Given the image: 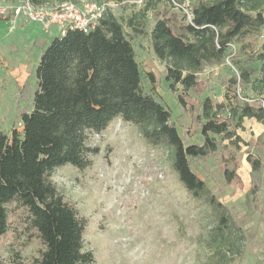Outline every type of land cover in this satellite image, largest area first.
<instances>
[{"label": "rangeland", "instance_id": "1", "mask_svg": "<svg viewBox=\"0 0 264 264\" xmlns=\"http://www.w3.org/2000/svg\"><path fill=\"white\" fill-rule=\"evenodd\" d=\"M195 1L160 0L147 12L142 33L132 31L126 21L147 0L71 1L79 6L104 4L124 24L142 71L143 89L170 108V121L186 144L204 142L205 98L226 102V92L231 89L233 94L238 87L242 96L264 98V91L245 83L241 75L242 68L252 70L253 78L260 75L263 62L257 55L264 47V24L234 40L221 62L203 66L197 85L185 94L184 105L177 97L180 85L176 91L170 89L167 62L156 56L151 30L159 17L182 23ZM21 2H0L10 7L0 15V130L8 134L14 128L21 131L22 114L32 111L36 67L59 33L27 15L15 16L11 8ZM247 6L253 16L261 11L264 17V0H249ZM234 77L239 85L231 86ZM231 120L242 141L232 143L212 134L218 150L190 159L206 184L199 197L180 181L171 148L148 144L134 124L120 118L102 133L91 134L88 144L98 152L90 154L87 168L68 164L53 171L51 181L87 219L84 242L94 254L91 264H264V122L245 118L238 126V117ZM249 156L259 160L257 169ZM227 170L235 172L231 180ZM7 209L9 229L0 238L3 264H36L44 245L29 225L27 210L17 202L7 204Z\"/></svg>", "mask_w": 264, "mask_h": 264}, {"label": "trees", "instance_id": "2", "mask_svg": "<svg viewBox=\"0 0 264 264\" xmlns=\"http://www.w3.org/2000/svg\"><path fill=\"white\" fill-rule=\"evenodd\" d=\"M33 1L58 5L72 0ZM159 1L147 0L127 19V26L142 33L147 12ZM248 3L197 0L190 7L191 17L185 13L182 23L166 16L155 20L151 30L153 49L160 60L167 62L165 76L170 89L176 91L180 85L182 92L177 97L183 105L185 94L197 85L203 66L221 62L234 40L264 24L261 11L253 16L245 10ZM257 59L263 62L260 75L253 78L249 68H242L241 75L245 83L264 91V47ZM36 77L34 107L22 114V130L14 128L10 134L0 130V238L9 229L7 204L19 203L27 210L29 225L44 245L36 264L94 261L93 252L85 248L87 219L65 199L50 176L56 168L68 164L87 168L90 154L98 152L88 144L91 134L102 133L116 118L134 124L148 144L171 148L179 179L195 197L201 195L206 184L192 169L190 159L218 150L212 134L238 144L242 138L232 128V117H238V126L245 118L264 122L263 107L242 102L237 90L232 94L229 89L226 102L215 103L209 97L202 102L203 144L184 143L170 121V108L143 89L132 41L124 24L109 9L88 31L68 26L55 35L41 54ZM151 78L154 80L152 74ZM235 84H239L238 77L231 79V86ZM223 113L228 115L221 117ZM248 159L254 169L259 167L258 159ZM226 174L229 180L235 176L230 170Z\"/></svg>", "mask_w": 264, "mask_h": 264}, {"label": "built area", "instance_id": "3", "mask_svg": "<svg viewBox=\"0 0 264 264\" xmlns=\"http://www.w3.org/2000/svg\"><path fill=\"white\" fill-rule=\"evenodd\" d=\"M11 9H13L15 16L27 15L33 21L40 22L46 30L55 27L59 32H64L68 26L78 27L88 31L98 24L100 18L106 11L104 4L79 6L74 2H64L58 5H51L48 3L38 4L33 0H22L20 4ZM9 11L10 7L0 5L1 16L6 15ZM237 94L242 102L260 105L264 109L263 98L256 100L242 96L239 87Z\"/></svg>", "mask_w": 264, "mask_h": 264}, {"label": "crops", "instance_id": "4", "mask_svg": "<svg viewBox=\"0 0 264 264\" xmlns=\"http://www.w3.org/2000/svg\"><path fill=\"white\" fill-rule=\"evenodd\" d=\"M0 2H1V0H0Z\"/></svg>", "mask_w": 264, "mask_h": 264}]
</instances>
